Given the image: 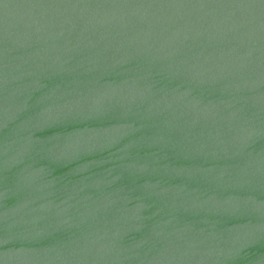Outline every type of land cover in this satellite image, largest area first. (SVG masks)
I'll return each mask as SVG.
<instances>
[{
  "label": "water",
  "instance_id": "95a60500",
  "mask_svg": "<svg viewBox=\"0 0 264 264\" xmlns=\"http://www.w3.org/2000/svg\"><path fill=\"white\" fill-rule=\"evenodd\" d=\"M0 264H264V0H0Z\"/></svg>",
  "mask_w": 264,
  "mask_h": 264
}]
</instances>
